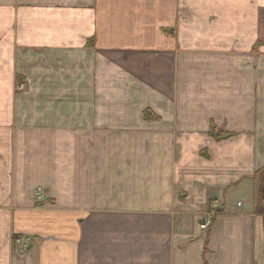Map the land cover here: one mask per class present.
Here are the masks:
<instances>
[{
	"label": "crops",
	"instance_id": "1",
	"mask_svg": "<svg viewBox=\"0 0 264 264\" xmlns=\"http://www.w3.org/2000/svg\"><path fill=\"white\" fill-rule=\"evenodd\" d=\"M263 168L264 0H0V264H264Z\"/></svg>",
	"mask_w": 264,
	"mask_h": 264
},
{
	"label": "built area",
	"instance_id": "2",
	"mask_svg": "<svg viewBox=\"0 0 264 264\" xmlns=\"http://www.w3.org/2000/svg\"><path fill=\"white\" fill-rule=\"evenodd\" d=\"M42 190L39 189L37 194L38 195H41L42 193ZM209 224L205 223L202 228H206L208 227ZM30 242H31V239H18V240H15L14 241V249L15 251L20 254V255H23L25 254L28 250H29V247H30Z\"/></svg>",
	"mask_w": 264,
	"mask_h": 264
},
{
	"label": "trees",
	"instance_id": "3",
	"mask_svg": "<svg viewBox=\"0 0 264 264\" xmlns=\"http://www.w3.org/2000/svg\"><path fill=\"white\" fill-rule=\"evenodd\" d=\"M149 115H150V113L148 111H146L145 112V118L148 120L151 119V118H149L150 117ZM212 135L215 137V128H213ZM227 137H229V135L223 134L219 137L216 136V138H218V139L227 138ZM256 180L260 181V185H261V189H262L261 199H262V205L264 206V168L257 173Z\"/></svg>",
	"mask_w": 264,
	"mask_h": 264
},
{
	"label": "rangeland",
	"instance_id": "4",
	"mask_svg": "<svg viewBox=\"0 0 264 264\" xmlns=\"http://www.w3.org/2000/svg\"><path fill=\"white\" fill-rule=\"evenodd\" d=\"M149 113H150V117L149 118H151V119H149L150 121H153V120H156V119H159V118H156V115L152 112V111H150V110H147ZM145 116V115H144ZM153 117V118H152ZM148 120V119H147ZM42 193V192H41ZM14 251H15V249H14ZM29 251V250H28ZM27 251V252H28ZM26 252V253H27ZM15 253H17L16 251H15ZM18 254V253H17ZM20 255V254H19ZM24 255V254H23Z\"/></svg>",
	"mask_w": 264,
	"mask_h": 264
}]
</instances>
